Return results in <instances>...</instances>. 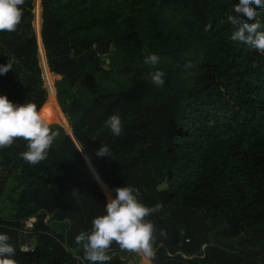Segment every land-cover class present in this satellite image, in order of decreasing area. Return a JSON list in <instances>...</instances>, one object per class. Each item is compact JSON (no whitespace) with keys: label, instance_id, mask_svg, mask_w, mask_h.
I'll list each match as a JSON object with an SVG mask.
<instances>
[{"label":"trees","instance_id":"1","mask_svg":"<svg viewBox=\"0 0 264 264\" xmlns=\"http://www.w3.org/2000/svg\"><path fill=\"white\" fill-rule=\"evenodd\" d=\"M34 2L25 0L16 32H0V65L15 61L0 74V95L35 103L60 125L47 63L58 99L92 74L131 78L90 98L69 125L73 136L50 125L59 135L44 161L23 160L22 138L0 150V234L11 238L17 264H90L75 238L124 186L137 188L145 206L161 203L146 219L179 233L180 246L153 240L152 264H264V53L231 39L239 0H42L40 63ZM257 13L264 31V9ZM37 20L41 27L40 13ZM152 54L155 66L145 62ZM156 70L165 73L162 87L147 78ZM113 114L120 136L105 126ZM101 144L111 157L96 155ZM59 224L66 229L54 230ZM108 254H116L109 264H141L136 253Z\"/></svg>","mask_w":264,"mask_h":264},{"label":"clouds","instance_id":"2","mask_svg":"<svg viewBox=\"0 0 264 264\" xmlns=\"http://www.w3.org/2000/svg\"><path fill=\"white\" fill-rule=\"evenodd\" d=\"M24 4L25 0H0V32L18 30ZM257 9H264V0H239L235 4L234 14L228 20L238 27L231 39L264 53V31H260L262 25ZM209 28L210 25L205 26V31ZM159 59L152 54L146 57L145 62L155 66ZM14 62L8 60L7 64L0 65V74L12 70ZM186 66L191 67V62ZM164 76L165 73L160 70L147 74V78L157 87L164 85ZM105 126L115 136L122 133L123 125L118 114L109 116ZM58 135L37 110L35 103L16 105L5 95H0V150L10 147L17 138H22L27 141V151L21 154L23 160L36 165L47 158L48 150ZM96 155L111 157V150L106 144H101ZM115 192V198L108 196L106 214L93 219L91 231H82L75 238V242L83 249V259L90 264H109L112 257L108 251L115 242L121 250L136 253L143 258L144 264H151L155 257L153 225L146 218L162 210L163 205L157 203L153 207L145 206L138 199L139 190L132 186L118 187ZM77 194L73 190L72 196ZM10 239L7 234H0V264H17L13 259L15 248L9 242Z\"/></svg>","mask_w":264,"mask_h":264},{"label":"rangeland","instance_id":"3","mask_svg":"<svg viewBox=\"0 0 264 264\" xmlns=\"http://www.w3.org/2000/svg\"><path fill=\"white\" fill-rule=\"evenodd\" d=\"M41 4H42V0H35L34 2V7H35L34 9L36 11V16H38V13H40V16H41V13H42ZM41 29H42V26L37 27V35H38V39L40 43L39 58L42 54H44L46 62H47L45 49L42 45ZM106 63H107V66H109L108 64L110 63V60L107 59ZM47 69L49 71V77L45 78L44 71H43L44 82H45V85L47 86L49 99H54V101L58 103L57 105L59 106L58 108L60 110L56 109L55 113L57 115L56 114L55 115H56L57 120L59 119L58 122L60 123L61 126L59 124H54V123H50V125H58L62 127L63 129H65L67 132H70L71 129L69 125L71 124L72 121L78 119L80 113L84 109V105L89 101L90 98L94 97L95 95H99L103 93H113V92L119 91L120 89L126 88L128 87V84L130 83V78H131V76H128V75H114V76L106 77V76H101L100 74H97V75L92 74L74 86L71 92L72 94L71 96L70 95L67 96L65 88H61L59 99H58L56 96V87L52 80L53 76L49 70L48 63H47ZM61 107L62 109H64V112H62ZM58 112H60L61 115L65 116L64 119H65L66 124L64 122H61ZM105 184L106 183L103 182L102 186L104 187ZM115 196H116V193L113 194L114 198ZM53 229L61 232L66 229V225L65 224L54 225ZM122 252H126V251H122ZM123 255L127 256L126 253H123ZM138 259L140 260L141 264H144L143 258L140 255H138ZM131 264H135L134 258H133V262L131 261Z\"/></svg>","mask_w":264,"mask_h":264},{"label":"water","instance_id":"4","mask_svg":"<svg viewBox=\"0 0 264 264\" xmlns=\"http://www.w3.org/2000/svg\"><path fill=\"white\" fill-rule=\"evenodd\" d=\"M41 6H42V4H41ZM40 23H41V26H42V29H43V8H42L41 16H40ZM38 24H39V22L37 20L36 11L34 9L33 27H34V32H35L36 38L38 37L37 36ZM42 29H41V38H42ZM37 41H38V38H37ZM39 63H40V58H39ZM40 67H41V65H40ZM103 68L105 70H109L110 69V67L107 66V65L103 66ZM41 69H42V67H41ZM45 87L47 89L46 85H45ZM47 99H49L48 90H47ZM69 133L71 134V136H73L71 130H70ZM152 225H153V240L155 242H157L160 246H164V247L177 245V243L179 241V237H178L179 233L177 232L176 228L169 227V226H159V225H156L154 223H152ZM113 251H123V250H121L118 247V245L115 242H113L112 247L109 249L108 252H113Z\"/></svg>","mask_w":264,"mask_h":264},{"label":"built area","instance_id":"5","mask_svg":"<svg viewBox=\"0 0 264 264\" xmlns=\"http://www.w3.org/2000/svg\"><path fill=\"white\" fill-rule=\"evenodd\" d=\"M35 223V221L34 220H28V221H25V224H24V226L27 228V229H31L32 227H33V224ZM25 233H27V231L25 230ZM185 242L186 243H188L189 241L188 240H185ZM177 245L178 246H180L181 244H180V241H178V243H177ZM34 247V245H32V246H25L24 247V250H26V251H33V248ZM161 247H163V246H161ZM116 254H112L111 255V257H113V256H115ZM177 255L179 256H181L184 260H188V258L186 257V256H184V255H182L180 252H178L177 253ZM168 256L170 257V258H174V256L171 254V253H168ZM122 260H124V258H122ZM131 262V261H130ZM133 262V261H132Z\"/></svg>","mask_w":264,"mask_h":264},{"label":"crops","instance_id":"6","mask_svg":"<svg viewBox=\"0 0 264 264\" xmlns=\"http://www.w3.org/2000/svg\"><path fill=\"white\" fill-rule=\"evenodd\" d=\"M50 102H51V104L53 105V107H54V110H55V112H56V109H59L58 107V103H56L55 101H54V99H50ZM57 107V108H56ZM60 110V109H59ZM61 112V111H60ZM62 113V112H61ZM56 114V113H55ZM63 114V113H62ZM57 115V114H56ZM65 117V116H64ZM59 120V119H58ZM111 190H114V189H111Z\"/></svg>","mask_w":264,"mask_h":264}]
</instances>
